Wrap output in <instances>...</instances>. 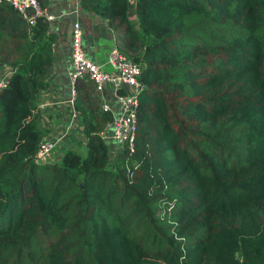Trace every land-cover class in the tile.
<instances>
[{
  "label": "trees",
  "instance_id": "16d2710c",
  "mask_svg": "<svg viewBox=\"0 0 264 264\" xmlns=\"http://www.w3.org/2000/svg\"><path fill=\"white\" fill-rule=\"evenodd\" d=\"M80 3L141 65L134 149L110 157L80 79L81 137L33 162L56 37L0 4V264H264V0H134L137 27Z\"/></svg>",
  "mask_w": 264,
  "mask_h": 264
},
{
  "label": "built area",
  "instance_id": "2783aa9c",
  "mask_svg": "<svg viewBox=\"0 0 264 264\" xmlns=\"http://www.w3.org/2000/svg\"><path fill=\"white\" fill-rule=\"evenodd\" d=\"M0 4H7L15 10L26 22L32 24L36 18L44 17L50 20L44 8H41L37 0H0ZM69 70L67 72L70 81L71 103L74 96V83L80 79L91 82L94 90L101 95L104 86L111 88L112 97L116 107H112L102 100L100 109L110 113V119L106 121L98 131L102 140L109 144V155L126 150L132 153L134 149V137L137 128L136 109L138 94L141 92L143 83L140 80L141 65L126 58L116 46L108 49L102 63L88 58L82 48V31L78 21H74L69 29ZM107 66V68H105ZM6 83V76L0 78V88ZM77 114L72 109L71 123H76ZM64 128L62 134L52 138L43 137L37 145L33 155V162H48L55 146L72 130L71 124Z\"/></svg>",
  "mask_w": 264,
  "mask_h": 264
},
{
  "label": "crops",
  "instance_id": "0c3cea01",
  "mask_svg": "<svg viewBox=\"0 0 264 264\" xmlns=\"http://www.w3.org/2000/svg\"><path fill=\"white\" fill-rule=\"evenodd\" d=\"M126 4L127 17L137 27V21L134 16V0H126ZM44 9L46 14L52 17L50 20H47L48 31L54 33L56 39L54 42L53 63L46 76L48 87L37 96L36 108L39 113L38 125L46 130L45 135L51 138L53 135L58 136L62 134V130L70 122L71 111L73 109L70 81L67 76L70 52L69 29L71 23L74 21L79 22L82 31V48L85 55L95 62L102 63L108 49L113 45L117 47V45L115 42V31L109 26L107 19L83 7L80 0H46ZM0 73V78L8 74L5 67L0 69ZM101 98L112 109H115L116 104L112 97L111 88L108 85L104 87ZM71 128L73 129V134L69 135L74 136V134H77L75 133L77 130L81 134L79 119H77ZM58 144L55 148L61 146V143ZM70 146H65V148H69ZM65 148H62V152Z\"/></svg>",
  "mask_w": 264,
  "mask_h": 264
},
{
  "label": "rangeland",
  "instance_id": "374dc122",
  "mask_svg": "<svg viewBox=\"0 0 264 264\" xmlns=\"http://www.w3.org/2000/svg\"><path fill=\"white\" fill-rule=\"evenodd\" d=\"M126 58H129L128 56H126L123 52H121ZM106 86V85H105ZM104 86V87H105ZM77 119H79V116H77ZM71 125H73L74 123H71ZM69 130H73L72 128H69ZM46 131V130H45ZM63 131V130H62ZM75 133L77 134H74V136H71V135H66L65 136V140L63 142H59L61 143V146L60 147H56L55 150L51 153V158L54 159H57L58 157H60L61 153H62V148H65V146H73L74 144H76V142H78L79 138L81 137V134L79 132V130H77ZM46 134V133H45ZM81 140V139H80ZM64 143H66V145H64ZM59 146V144H58ZM74 149H77L78 151H80L81 147L79 146H75Z\"/></svg>",
  "mask_w": 264,
  "mask_h": 264
},
{
  "label": "clouds",
  "instance_id": "9594fccd",
  "mask_svg": "<svg viewBox=\"0 0 264 264\" xmlns=\"http://www.w3.org/2000/svg\"><path fill=\"white\" fill-rule=\"evenodd\" d=\"M117 49H118V48H117ZM129 59H131V58L129 57ZM131 60H132V59H131ZM6 78H7V77H6ZM94 92H96V91L94 90ZM96 93H97V92H96ZM99 95H100V94H99ZM100 97H101V95H100ZM73 110H74V109H73ZM69 134H73L72 131H71ZM69 134H68V135H69ZM54 136H55V135H53L52 137H54ZM52 137H51V138H52ZM64 140H65V137H64L60 142H62V141H64ZM58 158H59V157H58ZM52 159H53V158H52Z\"/></svg>",
  "mask_w": 264,
  "mask_h": 264
}]
</instances>
